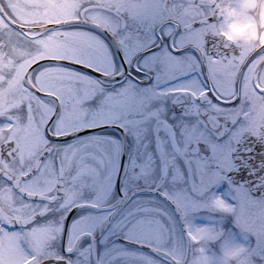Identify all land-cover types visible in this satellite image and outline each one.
<instances>
[{"label":"flooded vegetation","instance_id":"af4514ba","mask_svg":"<svg viewBox=\"0 0 264 264\" xmlns=\"http://www.w3.org/2000/svg\"><path fill=\"white\" fill-rule=\"evenodd\" d=\"M158 2L162 7L165 3L202 5L193 0ZM217 2L237 8L240 0ZM134 3L135 0H0V215H13L18 211L29 215L51 211L52 215L44 218L48 221L45 227L51 229L48 249L51 254L57 255L61 245H66L71 250L69 264H198L215 249L218 256L222 255L227 239L231 238L226 233L207 234V231H213L211 227H221L219 222L212 223L220 215L213 204L215 198L223 194L225 201L232 202V196H237L243 200L246 209L256 207V202L264 204V197L227 176L228 171L235 169L237 159L245 158L248 153L243 149L236 158L234 149L237 146L244 143L264 149V99H254L247 81L242 84L236 77L239 65L259 47L258 39H264V36L255 33L256 26L248 17L250 11H243V17L235 21L242 26L240 36L228 30V35L234 37L232 40L219 35V32L227 30L228 23L225 17H219L215 20V27L201 30L194 40L185 41L194 44L198 51L171 57L174 70L166 77L156 79L151 88H146L154 76L147 72L150 65L143 72L130 73L128 65H122L123 59L128 57L125 53L116 55L119 47L112 36L92 27L95 21L100 22L102 27L113 30L119 27L125 33L130 31L144 37V27L130 14H122L127 6ZM189 10L195 18H200L198 8L191 7ZM203 11L208 12L209 9L205 7ZM77 13L80 23L68 27L102 36L112 49L109 54L100 45L103 62L93 65L99 71L85 66L88 64L86 60L70 63L77 59L74 53L81 34L66 31L63 24L56 30L49 23L52 19L71 21ZM5 16L17 26L8 22ZM245 16L247 24L239 22ZM159 35L157 25L156 43L162 44ZM205 38L208 41L207 51ZM4 54L9 59L5 60ZM160 55L167 57L169 54L164 52ZM36 60L42 61L36 71H44L37 77L35 87L41 92L56 89L64 92L69 111L74 110L77 119L75 126L61 121L58 130L75 133L81 128L86 129V132H80L81 138H61L51 146L44 139V124L52 113L48 105L53 101L46 97L48 105H44L27 90V84L35 75L29 70V65ZM230 60L233 64L229 63ZM203 65L208 67L202 71ZM135 66L133 63L132 68ZM13 72H18V78L26 81L22 88L14 81L9 82ZM100 72L106 73V76L100 75ZM257 73L264 81V66L259 61L249 69L248 79L255 80ZM132 77H135V82ZM234 81L235 93L232 87ZM52 84H55V89ZM137 85L139 91L146 93V97L154 102L153 109L145 116V119L152 118L147 137L143 135V124L132 125L129 134L125 135L115 125L126 121L117 120L116 114L109 109L98 113L84 111L96 108L102 99L111 94L131 93ZM202 86L207 87V94ZM237 96L238 103L226 102L235 100ZM85 97L93 98L85 100ZM29 98L33 103L28 120L21 123L23 110L20 106ZM123 98V95L115 97ZM144 98L142 96L139 100ZM81 100L84 102L80 103ZM114 102V99L108 100L109 104ZM55 103L59 110L60 101ZM173 113L175 120L171 119ZM37 123L39 134L33 137ZM97 124L112 127L101 129L96 127ZM173 127L174 138L171 135ZM154 132L158 135H153ZM188 139L191 140V148L187 145ZM201 140L211 146L214 156L213 170L203 174L195 161L190 168H184V160L180 159L186 150L189 153L194 151L196 142ZM149 141L151 145L146 151ZM65 144L68 147H63ZM105 144L111 146V151L104 154L103 164H100V156L94 154L90 146ZM164 144L175 146V162L183 169L184 183H178L181 179L179 171L169 179L178 187L187 189L183 194H173L176 208L160 201L158 194L152 192L158 183L152 176L150 155ZM189 158H192L191 155ZM159 164L157 159L155 165ZM25 173L28 175L25 176ZM193 176L197 177L194 185L190 183ZM221 178L228 182L217 188L216 181ZM132 192L136 193L132 195ZM197 192L203 194L195 195ZM128 196L131 199L125 200ZM58 197H63V203ZM73 201L91 203L95 207L80 209L77 213L79 219L72 217L75 223L71 230L61 235V209L65 205L71 206ZM114 205L119 206L122 216L136 211L148 214L150 227L121 231L123 221L121 216L114 215L117 212ZM245 222L242 219L241 226L237 228L232 225L231 216H227L223 228L232 226L231 236L239 241V256L251 254L258 257L260 240L258 235H252L255 232L252 231L254 221L247 225ZM260 232L264 233V227Z\"/></svg>","mask_w":264,"mask_h":264},{"label":"snow or ice","instance_id":"6c2138e0","mask_svg":"<svg viewBox=\"0 0 264 264\" xmlns=\"http://www.w3.org/2000/svg\"><path fill=\"white\" fill-rule=\"evenodd\" d=\"M249 3L255 5V8L249 11H255L257 13L255 20L257 23L258 35L259 28L262 26L261 21H264V0H240L238 8L226 7L225 5L218 3L217 0H208L207 4L202 5H190L187 2L173 5H167L165 3L163 7L158 0H135V3L127 6L122 14H130L135 21L139 22L144 27V37L136 36L130 31L125 33L124 30L119 27H116L114 30L109 27H102L100 22L95 21L92 23V27L99 28L102 32H107L112 36L113 41L119 47V51L116 55L125 53L128 57V59H123L122 65H128V71L130 73L143 72L145 71L146 66L150 65V67H147V72L153 73L154 76L150 78L151 83L147 84L146 88H151L152 85L156 83V79L166 77L174 70V66L171 63V57L186 56L190 52L198 51L194 44L186 43L185 41L194 40L201 30L215 27V20L217 18L225 17L228 21L226 25L227 30L219 32L220 36L225 37L227 40L234 39L233 36L228 35V30L236 33L237 36H240L242 26H238L235 21L238 17H243L242 9ZM191 7L199 9V12L197 13V15L200 16L199 19L191 14L189 10ZM205 7L209 9L208 12L203 11ZM49 23H52L56 30H59L63 24L66 31H73L81 34L77 40V48L74 53L77 56V59L69 61L70 63H80L82 60H86L88 61V64L85 66L91 67L92 71H99V68L94 67L93 65L103 62L104 57L101 53L100 45H103V48L107 49L109 54L112 52V49L108 47L107 42L102 36H98L95 33L83 32L81 29L75 27H68V25L80 23L78 13L71 21L52 19ZM157 25H159L160 29V35L158 38L162 41V44L156 43ZM197 25H199V27H197ZM125 27H127V25H125ZM204 34L206 37L207 31H205ZM258 43L259 47L254 49V51L243 60V63L239 65L240 71L236 73V77L242 84L247 81L254 99H264V81L261 80L260 74L257 73L255 80H249L247 76L249 69L257 61H259L261 66H264V39H258ZM146 44L147 46H145ZM207 47L208 41L205 38V51H207ZM164 52H167L169 55L167 57L160 55V53ZM3 58L5 60L9 59L7 54H4ZM48 58L50 57H45V59ZM213 59H215V57H213ZM225 59H227V57H225ZM41 63V60H36L35 63L29 65V70L35 73V75L32 77V82L27 84V90L44 105H48L46 97H50L53 101L51 105H48L51 108L52 113L48 116L47 122L44 124V139L47 141V144L51 146L55 141L61 140V138L64 140H67L69 136L81 138L80 132L86 131V129L81 128L75 133L58 130V125L61 121L70 126H75L77 123L74 110L69 111L68 100L64 98V92L59 89L41 92L40 88L35 87L37 77H39L41 72L44 71L43 69H40L39 72L36 71V69L40 68ZM133 63L136 65L134 69L132 68ZM229 63L233 64V61L230 60ZM112 65L115 68L116 62L114 57L112 59ZM207 67L208 65H203L201 70L203 71ZM224 71L225 74H227V68H225ZM100 75L106 76V73L100 72ZM19 76L20 74L18 72H13L10 74L9 82L14 81L15 85L22 88L26 81L18 78ZM132 78L135 82V77ZM89 79L92 78L89 77ZM51 87L55 89V84H52ZM232 87L233 93H235V81L233 82ZM202 88L204 93L207 94V87L202 86ZM121 95H123V99H115V97H120ZM142 96L145 98L139 100ZM91 98L93 97H85L84 99ZM109 99H114L115 102L109 104ZM58 100L60 101L59 110H57V105L55 103ZM83 102L84 100L80 101V103ZM226 102L238 103L239 97L237 96L235 100ZM32 103L33 101L30 98L27 102L21 103L20 107L23 110L21 123L27 122ZM153 107L154 102L146 97V93L139 91V85H137V88L131 93L111 94V96L102 99L96 108L84 111L98 113L103 112L105 109H109L116 114L115 118L117 120L126 121V123L115 125L116 127L121 128L125 135L129 134L132 125L143 124V135L144 137H147L149 132L148 125L152 123V118L149 117L148 119H145V116L153 109ZM171 119H176L175 113L172 114ZM33 120H35L34 117ZM96 127L103 129L105 127H112V125L97 124ZM38 134L39 124L37 123L32 136L35 137ZM153 135H158V133L154 132ZM171 135L174 138V127ZM150 145L151 141H149V145L145 146L146 151ZM187 145L189 148L192 147L190 139L187 140ZM14 146L15 145H13V147ZM63 147H68V145L65 144ZM90 150L94 154L100 156L98 162L103 164V156L105 153H110L111 146L108 144L90 146ZM205 153H207V155H205ZM190 155L192 157L191 159L189 158ZM9 156H11V153H9ZM157 159L160 161L159 166L155 165ZM180 159L184 160V168H190L193 161H195L202 174L213 170L212 164L214 163V156L211 146L202 140L196 142L194 151L189 153L186 150L180 156ZM175 161V146L170 144H164L162 148L158 147L157 150L150 155V162L153 165L152 176L156 178V182L158 183V187L152 192L158 194L160 201L173 208L177 207L176 201L172 199L173 194L180 195L187 191L186 188L178 187L176 183H173L169 179L170 176H174L175 173L179 171L181 179L178 183L181 185L184 183L183 169L180 168V165ZM126 166L127 164L125 167ZM133 171H136V169H133ZM27 175L28 173H25V176ZM196 179L197 177L193 176L190 183L194 185ZM227 182L226 179L221 178L216 181L215 186L219 188ZM130 183H133V181H130ZM114 190L115 184H113V192ZM135 193L136 192H132V195ZM202 194V192L195 193V195ZM229 195H231V193H229ZM262 197H264V193H262ZM58 199L63 203V197H58ZM128 199H131V196H128L125 200ZM250 199L255 200L257 198L250 197ZM52 202L55 203V201ZM213 204L220 215L217 218H214L212 223L215 224L219 222L222 231L223 223L227 216H231L232 225L239 228L242 219L251 218L253 215L245 208L243 200L237 196H232V202H228L223 199V194H221L214 199ZM94 207L95 205L91 203H77L76 201H73L71 206L65 205V207L61 209V214L63 215V225L60 229L61 235H64V233L71 230L75 223V220H73L72 217H77V219H79L77 213L80 209ZM114 207H117V212L114 215L121 216V220L123 221L121 231L150 227L148 214L136 211L131 215L122 216L119 206L114 205ZM50 215H52L51 211L37 212L31 215L26 212L18 211L13 215H0V264H69L68 256L71 254V250L66 245H61L60 254L57 255L51 254L48 249L47 241L51 235V229L45 227L48 221L44 218L49 217ZM109 219H112V217H109ZM55 222L56 221L54 220L53 223ZM252 235L258 234L253 232ZM124 238L127 239V236H124ZM238 259V257H232L227 260L225 264H238Z\"/></svg>","mask_w":264,"mask_h":264},{"label":"rangeland","instance_id":"374dc122","mask_svg":"<svg viewBox=\"0 0 264 264\" xmlns=\"http://www.w3.org/2000/svg\"><path fill=\"white\" fill-rule=\"evenodd\" d=\"M238 8V6H237ZM255 5L252 3H249L247 5H245V7L242 9V11L244 12H249V10L254 9ZM255 12V11H254ZM254 12H249L250 15L249 20L252 22L253 26H256L254 28L255 33L257 34V23L255 20V17L257 15V13ZM247 18L245 16V18H240L239 22L247 24ZM225 24V23H224ZM261 27L259 28V34L258 35H262L264 36V21H261ZM256 207L254 208H249L248 210L253 214L251 216V218H245V223L247 225L250 224L251 222L255 224V227L252 229V231L254 230L255 232H258V240H260L259 246H260V253L257 257V255L252 256L251 254H247V255H241L240 254V246L238 245V242H236L233 237L231 236L233 234V230H232V226H227L223 228V231L221 230V227H211V229L213 230L212 232H210L209 228L207 230V234H215L217 233V235L219 234H224L226 233L228 236H230L231 238H228V244L225 245L224 251H222V255H219L216 253V249L215 251H212L209 255L204 256L199 262L198 264H225V262L227 260H229L232 257H240L238 259V264H264V249L261 250V248H264V233L261 234L260 229L262 227H264V204L261 202L260 205L258 204V202H256ZM259 205V206H258ZM247 216V213H246ZM258 219L260 221H258ZM256 222V223H255ZM228 230V231H227ZM225 241V240H224ZM219 247H221L219 245ZM219 249V248H218ZM243 260V261H241Z\"/></svg>","mask_w":264,"mask_h":264},{"label":"water","instance_id":"95a60500","mask_svg":"<svg viewBox=\"0 0 264 264\" xmlns=\"http://www.w3.org/2000/svg\"><path fill=\"white\" fill-rule=\"evenodd\" d=\"M198 3H207L206 0H194ZM5 18L12 25L17 26L13 21H11L7 16ZM45 28V27H43ZM41 28V29H43ZM84 68V67H83ZM87 131V130H86ZM83 131L81 133H84ZM263 147L248 146L242 143L234 149L235 154L238 157V153L244 149V152H248L244 157L239 158L236 161V167L232 171H228L227 176L230 177L234 182L243 183L248 186L251 191L262 196L264 193V149ZM243 180V182H242Z\"/></svg>","mask_w":264,"mask_h":264}]
</instances>
